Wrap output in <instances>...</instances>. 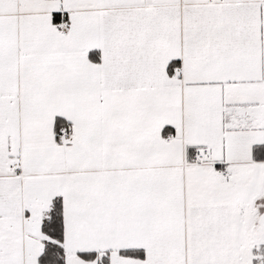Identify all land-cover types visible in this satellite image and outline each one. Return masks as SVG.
Listing matches in <instances>:
<instances>
[{"label": "snow or ice", "instance_id": "6c2138e0", "mask_svg": "<svg viewBox=\"0 0 264 264\" xmlns=\"http://www.w3.org/2000/svg\"><path fill=\"white\" fill-rule=\"evenodd\" d=\"M0 264H264V0H0Z\"/></svg>", "mask_w": 264, "mask_h": 264}]
</instances>
